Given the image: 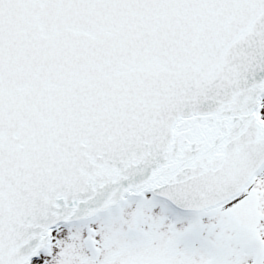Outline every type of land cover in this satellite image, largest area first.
<instances>
[{
  "label": "snow or ice",
  "instance_id": "6c2138e0",
  "mask_svg": "<svg viewBox=\"0 0 264 264\" xmlns=\"http://www.w3.org/2000/svg\"><path fill=\"white\" fill-rule=\"evenodd\" d=\"M0 264H264V0H0Z\"/></svg>",
  "mask_w": 264,
  "mask_h": 264
}]
</instances>
